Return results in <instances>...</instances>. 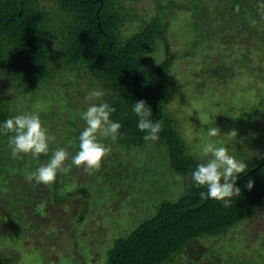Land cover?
<instances>
[{
	"label": "trees",
	"instance_id": "trees-1",
	"mask_svg": "<svg viewBox=\"0 0 264 264\" xmlns=\"http://www.w3.org/2000/svg\"><path fill=\"white\" fill-rule=\"evenodd\" d=\"M49 1L53 2L52 8L46 3ZM129 1L142 0H0V80L12 88L10 94L0 92V124L16 115L36 112L42 123L51 124L54 120L52 125L63 126L64 140L74 136L79 143L87 126L81 117L89 106L84 98L94 89L102 90L104 96L92 103L106 102L115 107L110 118L122 126L117 141H106H111L127 158L159 149L167 154L170 171L179 175L186 186L178 200H163L152 217L126 237L117 239L108 249L105 264H171L195 241L225 236L264 203V136L253 142L257 143L254 152L243 153L242 161L248 167L236 182L241 195L233 199L231 207L201 198L200 192L207 189L196 187L189 174L206 160L195 152L189 153L190 145L182 138L181 118L168 110V103L175 96L184 95L173 74L175 59L170 55L167 36L173 24L170 6L174 3H159L160 12L151 21H144L137 14L141 27L127 36L123 28L134 19L125 6ZM261 2L264 0H186L177 6L191 14L190 33L197 34L196 40H189L193 47L213 33L215 36L216 30L220 46L233 43L240 35L258 37L261 46H256V41L248 48L238 44L240 63L252 67L264 63V18L257 8ZM236 5L240 6L238 13ZM252 19L256 20L254 26ZM161 47L164 56L155 59L154 54ZM256 52L258 59H248L250 53ZM141 100L150 107L151 119L162 123L157 142L144 141L146 133L138 128L133 106ZM79 121L83 127L77 126ZM8 139L7 135H0V222L12 230L27 223L24 203L28 195L22 198L17 194L15 171L26 175L37 166L30 162L31 155L21 154L22 159H13ZM61 147L53 145L49 154H41L39 160L46 164L52 152ZM124 160L117 165L116 175L125 166ZM75 167L71 165L70 174ZM249 180L254 182L252 189L246 187ZM66 184L53 183L55 194L63 190L58 193L61 197L56 196V203L74 195ZM78 192L90 195L86 187ZM81 219L84 221L86 215ZM209 254L217 252L211 248ZM221 255L220 264H264V249L260 254L255 250L251 256L233 251ZM0 264L12 263L0 253Z\"/></svg>",
	"mask_w": 264,
	"mask_h": 264
},
{
	"label": "rangeland",
	"instance_id": "rangeland-1",
	"mask_svg": "<svg viewBox=\"0 0 264 264\" xmlns=\"http://www.w3.org/2000/svg\"><path fill=\"white\" fill-rule=\"evenodd\" d=\"M170 2L174 3L170 6L173 26L167 36L170 55L175 59L173 74L184 95L183 98L175 96L168 103V110L181 118L182 138L190 145V154L195 152L198 158L206 161L210 158L201 152L204 138L216 142L217 146L227 147L231 155L242 161L243 153L250 154L256 149L257 143H253L256 138L264 136V63L255 61L252 67L256 69L240 63L242 53L238 44L248 48L254 41L256 46L263 43L258 42V37L240 35L233 43L220 46L216 30L215 36L213 33L195 47L189 45V40H196L197 34L190 33L191 14L178 8L186 0L125 2L126 8L134 14V19L123 28L125 35L130 36L141 27L138 15L144 21H151L160 12L159 3L166 6ZM46 3L49 8L53 7V2ZM164 51L161 47L154 58L164 56ZM257 54L250 53L248 59L250 56V59H258ZM11 91L12 88L1 79L0 92L10 94ZM52 123H42L49 134L55 136L49 149L53 145L65 148L69 153L66 166L71 165V157L79 151V143L74 136L64 140L63 126ZM76 124L83 127L82 121ZM211 126L220 129L217 137L206 136ZM233 131L236 136L228 135ZM257 131L258 134L253 135ZM102 143L110 146L111 153L99 171L88 174L83 167H75L73 173L70 171L63 178H56L55 182L67 183L66 189L75 192L62 203H56L55 199L63 190L59 189L55 194L53 184L28 182L25 174L15 171L17 194L22 198L28 195L24 203L27 223L22 225L23 229L8 230L0 222L2 256L10 259L12 264H105L108 249L117 239L126 237L152 217L160 202L169 198L178 200L185 192L184 182L176 179L177 175L170 171L167 154L159 149L127 158L111 141L104 139ZM123 159L125 166H121L116 175V167ZM29 160L37 168L45 164L38 157H29ZM82 187L90 191L89 197L78 192ZM83 215H86L84 221ZM211 248L217 255L210 256ZM262 249L264 203L225 236L195 241L171 264H220L224 251L251 256L255 250L260 254Z\"/></svg>",
	"mask_w": 264,
	"mask_h": 264
},
{
	"label": "clouds",
	"instance_id": "clouds-1",
	"mask_svg": "<svg viewBox=\"0 0 264 264\" xmlns=\"http://www.w3.org/2000/svg\"><path fill=\"white\" fill-rule=\"evenodd\" d=\"M258 14L264 18V2L257 5ZM235 11H240V6L236 5ZM250 23L254 26L256 20ZM104 96L102 90H92L85 96V103H88L86 111L81 113L82 119L86 122L85 129L79 136V151L71 157V165L83 167L88 174L99 171L105 159L111 153L110 146L102 143V140L110 138L117 141L121 124L113 121L110 117L116 112V108L110 104L92 103ZM133 112L138 117V128L145 132L143 139L146 142H157L160 139L159 133L162 129L160 121H153L152 111L145 101H137L133 106ZM200 119L203 121L202 117ZM204 122V121H203ZM220 129L209 127L206 133L208 138L217 137ZM0 135L9 137L8 143L13 159H22L24 155H31L33 158L41 154H49L50 142L55 140V136L49 134V130L43 126L40 116L36 112H27L16 115L0 124ZM236 136L235 131L228 134ZM201 152L204 157H210L206 162L199 163L195 170L189 175L196 187H206V192H200L201 198H211L222 202L225 208L231 207L233 199L241 195V189L236 186L240 174L246 172L247 163L239 161L231 155L225 146H217L211 139L202 138ZM69 159L68 151L61 147L54 150L50 160L41 165L36 171L26 174L28 182L36 181L38 184L52 185L58 174H68L71 165L66 166ZM177 180L181 177L177 175ZM254 182L249 180L246 187L252 189Z\"/></svg>",
	"mask_w": 264,
	"mask_h": 264
}]
</instances>
